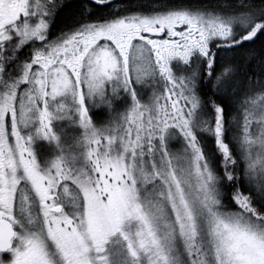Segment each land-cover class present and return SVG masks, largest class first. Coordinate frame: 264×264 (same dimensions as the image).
<instances>
[{
  "label": "snow or ice",
  "instance_id": "snow-or-ice-1",
  "mask_svg": "<svg viewBox=\"0 0 264 264\" xmlns=\"http://www.w3.org/2000/svg\"><path fill=\"white\" fill-rule=\"evenodd\" d=\"M135 7L0 0V264H264V0Z\"/></svg>",
  "mask_w": 264,
  "mask_h": 264
},
{
  "label": "trees",
  "instance_id": "trees-1",
  "mask_svg": "<svg viewBox=\"0 0 264 264\" xmlns=\"http://www.w3.org/2000/svg\"><path fill=\"white\" fill-rule=\"evenodd\" d=\"M121 6H126L130 10H136L135 6H140L141 10H150V8L159 2V0H116ZM186 3L195 5L211 6L216 3V0H185ZM47 151V144H46Z\"/></svg>",
  "mask_w": 264,
  "mask_h": 264
},
{
  "label": "flooded vegetation",
  "instance_id": "flooded-vegetation-1",
  "mask_svg": "<svg viewBox=\"0 0 264 264\" xmlns=\"http://www.w3.org/2000/svg\"><path fill=\"white\" fill-rule=\"evenodd\" d=\"M37 150L40 153H45L46 152V142L38 143Z\"/></svg>",
  "mask_w": 264,
  "mask_h": 264
}]
</instances>
